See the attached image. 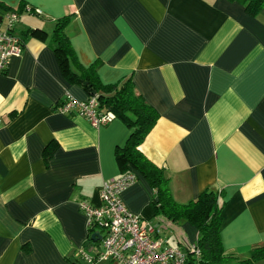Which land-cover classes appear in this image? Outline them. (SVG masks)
Returning a JSON list of instances; mask_svg holds the SVG:
<instances>
[{
    "label": "crops",
    "instance_id": "1",
    "mask_svg": "<svg viewBox=\"0 0 264 264\" xmlns=\"http://www.w3.org/2000/svg\"><path fill=\"white\" fill-rule=\"evenodd\" d=\"M0 2L26 7L14 28L20 55L0 74V264H82L88 225L78 201L100 206L103 182L123 173L115 152L130 130L121 120L93 127L56 111L66 96L89 97L63 78L51 47L66 17L79 62L96 63L103 84L132 78L157 111L139 149L169 178L173 199L223 191L224 251L245 259L264 245V10L252 17L227 0ZM153 196L139 178L121 198L163 245L196 244V228L156 215Z\"/></svg>",
    "mask_w": 264,
    "mask_h": 264
},
{
    "label": "trees",
    "instance_id": "2",
    "mask_svg": "<svg viewBox=\"0 0 264 264\" xmlns=\"http://www.w3.org/2000/svg\"><path fill=\"white\" fill-rule=\"evenodd\" d=\"M227 1L242 5L252 17L264 10V0ZM24 8L26 7L21 6L16 10L0 2V15L5 16L9 12L19 15ZM68 23V17L57 21L51 38V47L60 72L68 83L82 86L89 97L97 98L99 112H111L128 127L130 133L124 146L118 147L115 152L116 162L123 171L122 174L132 173L137 180L143 178L153 189L151 206L154 213L174 223L187 222L198 231V254H194L187 246L180 247L186 254L187 264H256L264 260V245L252 248L245 259H239L224 251L220 235L221 211L226 204L223 191L207 189L185 204L177 203L173 199L169 178L139 149L158 120L157 111L135 91L132 78L114 84H103L96 73V63L88 67L82 65L65 32ZM13 33L15 34L14 30ZM30 35L40 34L33 31ZM17 38L22 43L18 36ZM94 231V227L88 228V239L84 244L86 248L91 243V234Z\"/></svg>",
    "mask_w": 264,
    "mask_h": 264
},
{
    "label": "built area",
    "instance_id": "3",
    "mask_svg": "<svg viewBox=\"0 0 264 264\" xmlns=\"http://www.w3.org/2000/svg\"><path fill=\"white\" fill-rule=\"evenodd\" d=\"M34 12L40 14L39 10ZM4 20L5 28L0 29V74L5 72L12 57L20 55L22 49V43L13 33L19 15L6 13ZM56 111L81 116L93 127L105 126L115 119L111 112L98 111L95 96L82 101L66 96ZM136 181L132 173L105 180L100 189V206H94L87 200L78 201L79 211L86 217L88 228L94 227L101 237L94 254H90L85 245L76 251V257L82 264H187L184 250L163 245L162 241L153 238L157 230L127 210L121 195ZM187 247L194 254L199 253L196 244Z\"/></svg>",
    "mask_w": 264,
    "mask_h": 264
},
{
    "label": "water",
    "instance_id": "4",
    "mask_svg": "<svg viewBox=\"0 0 264 264\" xmlns=\"http://www.w3.org/2000/svg\"><path fill=\"white\" fill-rule=\"evenodd\" d=\"M0 20H1V17H0ZM100 234H99V232H94L92 235H91V239L93 240V241H98V240H100Z\"/></svg>",
    "mask_w": 264,
    "mask_h": 264
},
{
    "label": "rangeland",
    "instance_id": "5",
    "mask_svg": "<svg viewBox=\"0 0 264 264\" xmlns=\"http://www.w3.org/2000/svg\"><path fill=\"white\" fill-rule=\"evenodd\" d=\"M95 250L90 251V254H94ZM258 264H264V260H261Z\"/></svg>",
    "mask_w": 264,
    "mask_h": 264
}]
</instances>
